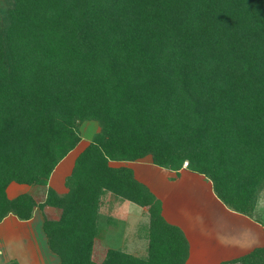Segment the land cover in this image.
<instances>
[{"label":"trees","instance_id":"obj_1","mask_svg":"<svg viewBox=\"0 0 264 264\" xmlns=\"http://www.w3.org/2000/svg\"><path fill=\"white\" fill-rule=\"evenodd\" d=\"M84 121L100 130L76 156L68 192L8 198L12 181L48 185ZM147 154L170 170L187 162L253 215L264 187V0H12L0 23V221L59 207L58 219L43 216L57 264H96L111 193L148 207L151 241L146 257L110 248L100 264H184L187 241L161 201L130 167L109 165ZM260 261L264 248L233 262Z\"/></svg>","mask_w":264,"mask_h":264},{"label":"crops","instance_id":"obj_2","mask_svg":"<svg viewBox=\"0 0 264 264\" xmlns=\"http://www.w3.org/2000/svg\"><path fill=\"white\" fill-rule=\"evenodd\" d=\"M84 140H86L84 137L81 138L80 143L84 144ZM90 141L82 147H78V143L55 166L48 180V185L44 187L43 196L38 199L36 196H39V194H37L34 197L38 203L43 202L45 199L48 187L54 189L59 195L68 192L65 181L71 172L74 160ZM109 165L113 167H130L135 179L144 184L161 201L162 216L168 223L182 230L189 244V257L186 261L193 258L192 256L199 251V253L205 254L203 261H218L217 264L222 262L237 264L238 262L233 261H240L241 257L249 255L253 250L264 248V221L260 217L245 215L227 206L217 197L211 180L206 176L186 168L175 171L140 161L134 163H130V161H109ZM183 182L190 185L186 188L188 192L186 194L182 193L184 199L179 200L183 198L179 196V192L183 189ZM11 183L12 187L15 188V192L11 197H16L22 193L23 188L26 186L23 183ZM59 183L61 184L59 185ZM10 187L11 185L8 194H10ZM106 198L109 199L110 206L124 204L126 215L132 211H137L138 214L139 210L147 207L126 199L117 198L111 193H106L99 212L102 206L105 205ZM183 200L185 202L184 208H181L182 211L178 212L177 209L182 207V205L179 207L178 202ZM173 203L176 206H172ZM198 203H200V206L203 205V210H197ZM50 207L59 209L60 216L61 209L59 207L45 204L43 210L36 207L32 216L27 220L19 219L13 214H8L2 219L0 222V264H6L9 261H17V264H49L50 261L51 264H56L59 261L57 255L51 251L43 229L44 209ZM172 207L174 209H171ZM174 212L176 214H173ZM36 213L40 215H38L39 222H37ZM170 213L172 214L170 215ZM166 215H170L169 217H172L173 220H167ZM59 216L48 218L58 219ZM191 221L194 223H191ZM198 222H201L200 231L195 226Z\"/></svg>","mask_w":264,"mask_h":264},{"label":"rangeland","instance_id":"obj_3","mask_svg":"<svg viewBox=\"0 0 264 264\" xmlns=\"http://www.w3.org/2000/svg\"><path fill=\"white\" fill-rule=\"evenodd\" d=\"M11 6H12V0H0V23L2 21V18L5 12ZM79 128H80L79 133L81 134V137L82 138L84 137L86 140H84V144L80 143L81 142L80 141L78 144L79 145L78 147H82V145H85L88 141H90L93 138V135L100 130L99 124L94 121H84L79 124ZM136 161H140L145 164L149 163L157 167H161L153 163L152 156L150 154H147L138 160L130 161V163H134ZM124 162H127V161H124ZM186 164L187 162H184L182 168H186ZM192 172H195V171H192ZM201 175H204V174H201ZM12 182H16V181H12ZM10 183L6 187V193H7L8 198L11 199V198H14V197H11V195L14 194L15 188L12 187L13 185L12 183L11 184ZM23 184H26V186L25 188H23L24 191L22 193H27L31 195L32 197H35L37 194H39V196H36L38 199L43 196V190L45 187L43 184H27V183H23ZM60 184L61 183H59V185ZM10 185H11L10 192H9L10 194H8V189ZM189 185H190L189 183H186V184H184V182L182 183L183 189H181V191L179 192L180 193L179 196L183 198H180L179 200L184 199V196L182 195V193L186 194L188 192V189L186 188ZM184 203H185L184 200L178 202L179 207L182 205V207L177 209L178 212L182 211L181 208H184L183 206ZM172 206H176L175 203H173ZM171 209H174V208L172 207ZM44 210H45V214L43 216L45 217H52V216L58 217L60 213L59 209L51 208V207L45 208ZM125 210L126 208L124 207V204H115L113 206H110L109 199L106 198L105 205L102 206L99 212L98 220H97L98 221L97 222L98 233L96 234L93 240V244L90 248L89 259L92 262L96 264H100L104 260L110 248L119 249L123 252H126L127 254L140 256V257H146L148 255V252H149L148 248L150 246V241H151L150 237L148 236V232H147V228H148L147 223H149L148 207H145L143 210H139L138 214H137V211H134V212L132 211L133 213L129 212V214L126 215ZM197 210L198 211L203 210V205L200 206V203H198ZM141 211H142V214H141ZM9 214H13V213H9ZM171 214L172 213H170V215ZM173 214H176V213L174 212ZM38 215L39 214L36 213L37 222L40 221L39 220L40 215L39 216ZM170 215H166V219L169 221H172L173 218L169 217ZM253 215L260 217L261 220L264 221V187L258 193V198H257V202H256ZM15 216L18 218L17 215ZM191 223H194V222L191 221ZM195 226L199 228V231L201 230V222L196 223ZM144 227L146 231L144 230ZM188 255H189V244H188ZM188 255L186 256L184 264H217L218 263V261H203V256L205 254L199 253V251L196 252L192 256L193 258H191L189 261H186L187 258L189 257ZM57 257L59 258L58 255ZM58 262L59 261H57L56 264ZM48 263L51 264L50 261ZM260 263L263 264L264 261H260Z\"/></svg>","mask_w":264,"mask_h":264}]
</instances>
